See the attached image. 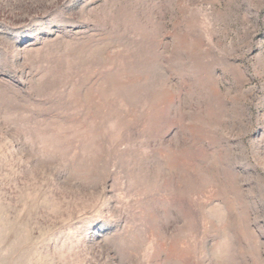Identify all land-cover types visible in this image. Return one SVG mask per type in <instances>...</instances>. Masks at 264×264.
I'll list each match as a JSON object with an SVG mask.
<instances>
[{"label":"rangeland","instance_id":"rangeland-1","mask_svg":"<svg viewBox=\"0 0 264 264\" xmlns=\"http://www.w3.org/2000/svg\"><path fill=\"white\" fill-rule=\"evenodd\" d=\"M0 264H264V0H0Z\"/></svg>","mask_w":264,"mask_h":264}]
</instances>
